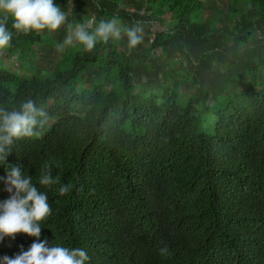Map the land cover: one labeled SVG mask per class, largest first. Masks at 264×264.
I'll return each mask as SVG.
<instances>
[{
	"label": "trees",
	"instance_id": "obj_1",
	"mask_svg": "<svg viewBox=\"0 0 264 264\" xmlns=\"http://www.w3.org/2000/svg\"><path fill=\"white\" fill-rule=\"evenodd\" d=\"M72 1L54 0L70 17L55 32L7 21L0 108L31 99L47 119L6 148L0 202L19 165L52 211L39 237L0 239V264L40 241L85 249L88 264H264V0H228L231 24L218 0ZM114 17L119 39L63 45L76 23L91 34ZM45 164L58 184L39 183Z\"/></svg>",
	"mask_w": 264,
	"mask_h": 264
},
{
	"label": "clouds",
	"instance_id": "obj_2",
	"mask_svg": "<svg viewBox=\"0 0 264 264\" xmlns=\"http://www.w3.org/2000/svg\"><path fill=\"white\" fill-rule=\"evenodd\" d=\"M0 14L4 19L0 21V51L7 49L12 40V32L8 30L7 21L12 19L11 28L17 32L27 34L30 31L39 32L47 29L55 32L66 21L67 16L54 0H0ZM77 24L74 31L63 41V45H71L73 40L84 46L85 51H91L97 42L107 43L110 38L119 39L121 29L117 26V18L101 20L91 34L86 27ZM71 25L69 28L71 29ZM128 37V48L134 49L143 40V28L137 24L125 29ZM62 50V45H57ZM37 117L44 120L38 121ZM47 119V113L37 108L33 100L28 99L20 105L19 110L6 111L0 108V161H5L9 152L6 148L14 140L22 137L39 135L34 129L41 127ZM5 191L9 198L0 202V239L15 238L18 233L30 237H39L41 223L51 214V205L45 192L38 190L32 183L31 177L23 175L19 165L12 166L6 179ZM39 183L50 186L59 183V177H52L51 167L45 164ZM72 190V184L60 186L57 191L64 196ZM161 256L169 254L167 246L160 248ZM90 257L85 249L80 247L68 248L61 245L47 246V241L33 242L27 251L21 250L14 257H4L3 264H88Z\"/></svg>",
	"mask_w": 264,
	"mask_h": 264
},
{
	"label": "rangeland",
	"instance_id": "obj_3",
	"mask_svg": "<svg viewBox=\"0 0 264 264\" xmlns=\"http://www.w3.org/2000/svg\"><path fill=\"white\" fill-rule=\"evenodd\" d=\"M68 6H71V7H73V1L72 0H70V2L68 3ZM131 9H134V8H131ZM130 9V10H131ZM131 11H135V10H131ZM217 12H219L220 13V16L222 17H226V19H225V21L228 23V24H231L230 23V21L228 20V17H227V14H228V0H218V9H217ZM144 13V14H143ZM90 14H91V16H90ZM90 14L89 13H86L85 15L86 16H90L91 18H94V16L92 15V12H90ZM141 14H143L145 17H148V18H151L152 17V15H151V13H148V14H146L144 11H142L141 12ZM224 14V15H223ZM69 20H70V17H69V15L67 16V19H66V23H69ZM75 22H76V20H75ZM78 22V21H77ZM66 23H64L63 24V26L64 25H66ZM95 23H96V25H98V20L95 18ZM76 24H78V23H76ZM175 25V22H169V24L167 25V28H170V27H172V26H174ZM118 27H119V23H118V25H117ZM162 28L158 25V24H154V30H153V32L154 31H158V30H161ZM264 34V32H263V29L262 28H260V30H259V37H262V35ZM151 37V36H150ZM151 38H153V35H152V37ZM77 42L78 41H76V40H73V43L71 44V46H75L76 44H77ZM53 54H54V56L53 57H55L54 59H53V61H57V58H58V48L56 47L55 49H53ZM42 55H44V56H47L46 55V53H43ZM48 57V56H47ZM0 58H1V54H0ZM2 62L4 63V64H6V65H9L10 66V68H11V70L13 71V72H15L16 74H18V75H22V72H21V70H20V63L18 62V60H17V58H16V56H12V57H9V59H4V60H2Z\"/></svg>",
	"mask_w": 264,
	"mask_h": 264
}]
</instances>
